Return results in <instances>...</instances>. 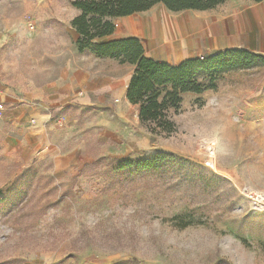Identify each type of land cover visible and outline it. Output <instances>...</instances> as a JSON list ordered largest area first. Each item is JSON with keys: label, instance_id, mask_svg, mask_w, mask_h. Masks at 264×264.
<instances>
[{"label": "rangeland", "instance_id": "374dc122", "mask_svg": "<svg viewBox=\"0 0 264 264\" xmlns=\"http://www.w3.org/2000/svg\"><path fill=\"white\" fill-rule=\"evenodd\" d=\"M72 1L0 0L1 91L21 98L77 49ZM170 115L175 132L155 136L131 112L116 132L89 114L70 173L0 146V264H264V207L243 193H264V58ZM158 154L157 170L120 169Z\"/></svg>", "mask_w": 264, "mask_h": 264}, {"label": "crops", "instance_id": "0c3cea01", "mask_svg": "<svg viewBox=\"0 0 264 264\" xmlns=\"http://www.w3.org/2000/svg\"><path fill=\"white\" fill-rule=\"evenodd\" d=\"M78 15L74 10L70 23ZM112 23L114 33L97 43L136 38L147 58L171 66L232 49L257 55L250 35L257 29L264 31V1L245 4L244 0H227L213 10L177 13L157 5ZM71 30L76 40L77 34ZM58 60L55 76L21 98L0 90L4 108L0 146L20 161L49 158L54 173H70L73 167L85 164L82 132L89 124L86 116L92 114L94 126L113 132L125 129L130 112L139 123L138 108L126 99L135 67L97 58L88 51L79 54L74 47ZM186 96L197 95L185 94L183 98Z\"/></svg>", "mask_w": 264, "mask_h": 264}, {"label": "trees", "instance_id": "16d2710c", "mask_svg": "<svg viewBox=\"0 0 264 264\" xmlns=\"http://www.w3.org/2000/svg\"><path fill=\"white\" fill-rule=\"evenodd\" d=\"M227 0H73L71 7L79 12L70 25L77 34L76 48L79 54L91 52L95 57L112 59L119 64L135 67L129 79L126 99L138 108V120L150 134L170 136L175 125L170 112L179 109L183 95H202L215 91L219 78L228 72L245 70L263 63V58L244 50L232 49L210 57L189 59L176 66L155 61L145 56L142 42L127 38L97 43L115 31L114 19L144 13L157 5L167 11H209ZM261 3L264 0H252ZM168 159L158 154L151 160L128 161L120 169L136 167L144 171L159 168Z\"/></svg>", "mask_w": 264, "mask_h": 264}, {"label": "built area", "instance_id": "2783aa9c", "mask_svg": "<svg viewBox=\"0 0 264 264\" xmlns=\"http://www.w3.org/2000/svg\"><path fill=\"white\" fill-rule=\"evenodd\" d=\"M3 111H4L3 105L0 104V118H2L3 116ZM243 193L246 198L250 199L254 207L256 208H258L259 206L264 207V193H252L250 191H247L246 189L243 190Z\"/></svg>", "mask_w": 264, "mask_h": 264}]
</instances>
